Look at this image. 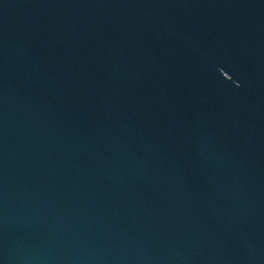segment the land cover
I'll use <instances>...</instances> for the list:
<instances>
[{"label":"water","instance_id":"water-1","mask_svg":"<svg viewBox=\"0 0 264 264\" xmlns=\"http://www.w3.org/2000/svg\"><path fill=\"white\" fill-rule=\"evenodd\" d=\"M0 264H264V0H0Z\"/></svg>","mask_w":264,"mask_h":264}]
</instances>
